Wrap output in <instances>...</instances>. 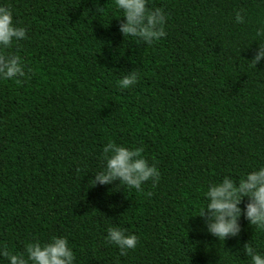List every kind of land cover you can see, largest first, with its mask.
I'll return each instance as SVG.
<instances>
[{"label": "trees", "instance_id": "1", "mask_svg": "<svg viewBox=\"0 0 264 264\" xmlns=\"http://www.w3.org/2000/svg\"><path fill=\"white\" fill-rule=\"evenodd\" d=\"M148 2L169 13L151 46L122 36L114 0H0L28 28L5 50L25 77L0 79V248L66 236L76 264H247L245 242L264 250L247 221L237 244L196 216L209 183L264 166V61L249 67L264 0ZM128 71L138 82L121 90ZM109 140L142 148L159 182L93 186ZM113 225L138 237L126 255L105 240Z\"/></svg>", "mask_w": 264, "mask_h": 264}, {"label": "clouds", "instance_id": "2", "mask_svg": "<svg viewBox=\"0 0 264 264\" xmlns=\"http://www.w3.org/2000/svg\"><path fill=\"white\" fill-rule=\"evenodd\" d=\"M114 5L124 18L118 27L124 38L133 37L151 46L166 36L169 13L163 7L150 6L148 0H114ZM97 11H103V8ZM243 11L235 12L236 24L245 23L246 14L242 15ZM255 35L258 42L249 67H256L264 61V25L256 28ZM27 38L28 28L17 23L13 9L0 5V79L12 80L17 84L22 82L26 71L21 56L6 53L5 50ZM137 82V72L128 71L117 81V85L121 90L131 89ZM102 151L104 164L93 173V186L114 185L118 181L115 184L117 189L126 186L139 191L149 181L153 186L159 182L161 173L155 163H150L142 155V148L126 147L109 140ZM146 195L151 196L152 193ZM204 198L206 203L196 216L203 219L202 230L219 242L236 239L237 244L240 243L239 237L243 231L241 219L258 231H264V166L245 172L238 179L225 175L221 180L209 183ZM105 240L118 248L122 256L134 250L138 244L136 234L115 225L106 228ZM242 251L247 264H264V250H257L249 241L243 244ZM0 257L6 258L8 264H76V255L68 238L56 235L46 242L31 241L20 253L0 248Z\"/></svg>", "mask_w": 264, "mask_h": 264}]
</instances>
